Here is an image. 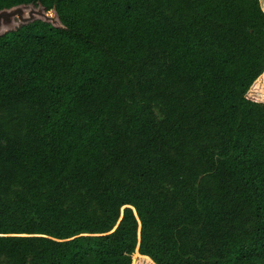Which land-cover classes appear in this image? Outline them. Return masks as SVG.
Returning a JSON list of instances; mask_svg holds the SVG:
<instances>
[{"label": "trees", "instance_id": "trees-1", "mask_svg": "<svg viewBox=\"0 0 264 264\" xmlns=\"http://www.w3.org/2000/svg\"><path fill=\"white\" fill-rule=\"evenodd\" d=\"M0 264H264V0H0Z\"/></svg>", "mask_w": 264, "mask_h": 264}, {"label": "water", "instance_id": "water-1", "mask_svg": "<svg viewBox=\"0 0 264 264\" xmlns=\"http://www.w3.org/2000/svg\"><path fill=\"white\" fill-rule=\"evenodd\" d=\"M35 20L50 23L53 27H61L55 9L46 14L42 6H38L36 9L32 5L28 7L16 6L0 11V36L15 30L20 24L24 25Z\"/></svg>", "mask_w": 264, "mask_h": 264}, {"label": "rangeland", "instance_id": "rangeland-1", "mask_svg": "<svg viewBox=\"0 0 264 264\" xmlns=\"http://www.w3.org/2000/svg\"><path fill=\"white\" fill-rule=\"evenodd\" d=\"M34 8L36 9L37 7H34ZM45 13H46V12H45ZM49 13H50V12H49ZM49 13H46V14H49ZM20 25H21V24H20ZM20 25H19V26H20ZM19 26H18V27H19ZM18 27H16V28H18Z\"/></svg>", "mask_w": 264, "mask_h": 264}]
</instances>
